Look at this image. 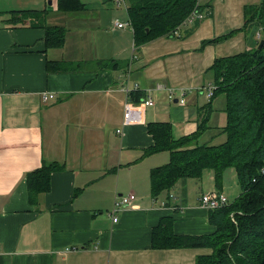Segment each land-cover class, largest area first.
Instances as JSON below:
<instances>
[{
    "label": "crops",
    "instance_id": "0c3cea01",
    "mask_svg": "<svg viewBox=\"0 0 264 264\" xmlns=\"http://www.w3.org/2000/svg\"><path fill=\"white\" fill-rule=\"evenodd\" d=\"M47 1L0 0V264H193L209 248L150 249L151 229L173 217L176 235L215 231L200 197L216 191L232 201L226 189L238 194L236 173L206 170L152 196L150 171L170 153L147 151V124L166 122L174 141L196 130L208 113L200 108L208 66L256 45L258 23L244 28L242 9L264 0H198L175 33L143 44L131 26L113 28L129 21L125 0H77L70 12ZM45 26L63 30L58 46L46 44ZM133 90L143 98L130 101ZM148 91L153 103L144 105ZM216 99L198 143L222 138L214 127L224 100ZM44 162L61 168L34 205L26 174ZM129 193L132 204L112 223L114 200Z\"/></svg>",
    "mask_w": 264,
    "mask_h": 264
},
{
    "label": "trees",
    "instance_id": "16d2710c",
    "mask_svg": "<svg viewBox=\"0 0 264 264\" xmlns=\"http://www.w3.org/2000/svg\"><path fill=\"white\" fill-rule=\"evenodd\" d=\"M133 40L143 44L161 35H171L178 25L197 10L198 0H125ZM59 11H71L77 0H57ZM244 28L247 23H258L260 39L256 45L242 53L217 57L208 66L211 73V96L200 107L208 111L197 120V128L189 135L170 138L166 122L148 123L154 144L149 151L167 150L169 161L153 167L149 182L151 194L167 190L179 178H199L206 170H213L218 178L226 168H234L238 181V194L220 208L208 209L207 221L215 231L203 234H178L172 229V218L164 217L151 229L150 249L187 247L209 248L207 255H197L193 264H264V1L259 5L243 7ZM25 18L26 16H22ZM257 29V28H256ZM45 42L57 45L63 38V30L45 26ZM240 29H234L213 39L201 41V45L227 39ZM111 66H115L112 61ZM51 67V66H49ZM205 90V92H206ZM223 95L224 103L218 109L220 125L217 143H198V137L208 128L213 101ZM130 101H139L140 90L128 93ZM61 168L56 162H44L26 174L27 200L36 205L37 195L48 191L50 174Z\"/></svg>",
    "mask_w": 264,
    "mask_h": 264
},
{
    "label": "built area",
    "instance_id": "2783aa9c",
    "mask_svg": "<svg viewBox=\"0 0 264 264\" xmlns=\"http://www.w3.org/2000/svg\"><path fill=\"white\" fill-rule=\"evenodd\" d=\"M119 1H123V0H119ZM196 12L194 10L190 11V14H188V16L184 19H188L191 15L195 14ZM130 21L126 22V21H119V20H115V22L113 23V28H122V27H128L130 26L129 24ZM184 21H182L183 23ZM174 33L176 32V29L173 31ZM259 32V31H258ZM255 32V36L258 37L259 33ZM259 38V37H258ZM211 90H213V86H209L205 92L206 96H211ZM150 92L148 91L145 94L144 97V105H151L153 103L152 98H150ZM52 94H42L41 99L42 100H46L47 97H51ZM179 103L183 104L184 103V99H179L178 100ZM202 194V193H201ZM135 197H133V195L131 193L129 194H125V195H121L116 197V199L114 200L113 205L111 206V208L109 209V215L111 218V222L114 223L117 220V210H121L124 207L130 206L133 202ZM200 205L203 208H207V209H214V208H220V206H223L225 204H227L228 199L225 196V194L221 193V192H208L205 194H202L200 197Z\"/></svg>",
    "mask_w": 264,
    "mask_h": 264
},
{
    "label": "rangeland",
    "instance_id": "374dc122",
    "mask_svg": "<svg viewBox=\"0 0 264 264\" xmlns=\"http://www.w3.org/2000/svg\"><path fill=\"white\" fill-rule=\"evenodd\" d=\"M120 8L124 9L123 5H121ZM222 98H223V95H219V96L217 97L216 101H220ZM172 101H173V99H172ZM209 143H217V141H215V139H213V140H212L211 142H209ZM229 170H230V169H229ZM231 170H234V169L232 168ZM223 179H224V178H223ZM235 181H236V179L233 178V183H234ZM224 185H225L226 187H228V186H227V185H228V180L224 179ZM234 185H235V183H234ZM230 188H233V185H231ZM227 191H228V189H226V193L229 195V197L231 198V200H233V197H235V196L233 195V197H232V195H230ZM231 194H232V193H231ZM225 196H226V195H225ZM226 197H227V196H226Z\"/></svg>",
    "mask_w": 264,
    "mask_h": 264
},
{
    "label": "water",
    "instance_id": "95a60500",
    "mask_svg": "<svg viewBox=\"0 0 264 264\" xmlns=\"http://www.w3.org/2000/svg\"><path fill=\"white\" fill-rule=\"evenodd\" d=\"M47 3H50V0H48ZM263 42H264V39H261V40L259 41L257 47L261 46V45L263 44Z\"/></svg>",
    "mask_w": 264,
    "mask_h": 264
}]
</instances>
